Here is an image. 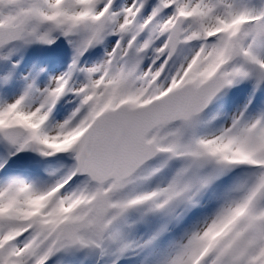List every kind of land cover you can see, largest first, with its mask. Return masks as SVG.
I'll list each match as a JSON object with an SVG mask.
<instances>
[{"label":"snow or ice","instance_id":"6c2138e0","mask_svg":"<svg viewBox=\"0 0 264 264\" xmlns=\"http://www.w3.org/2000/svg\"><path fill=\"white\" fill-rule=\"evenodd\" d=\"M0 264H264V0H0Z\"/></svg>","mask_w":264,"mask_h":264}]
</instances>
